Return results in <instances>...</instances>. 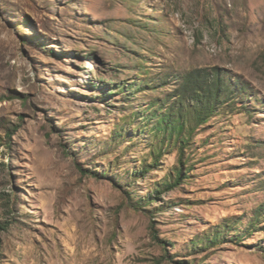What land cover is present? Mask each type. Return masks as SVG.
Segmentation results:
<instances>
[{
  "label": "rangeland",
  "instance_id": "1",
  "mask_svg": "<svg viewBox=\"0 0 264 264\" xmlns=\"http://www.w3.org/2000/svg\"><path fill=\"white\" fill-rule=\"evenodd\" d=\"M4 223L0 264H264V0H0Z\"/></svg>",
  "mask_w": 264,
  "mask_h": 264
},
{
  "label": "trees",
  "instance_id": "2",
  "mask_svg": "<svg viewBox=\"0 0 264 264\" xmlns=\"http://www.w3.org/2000/svg\"><path fill=\"white\" fill-rule=\"evenodd\" d=\"M197 73L200 74V72L198 71ZM201 78H203V75L200 74V75H197V76H193L190 78V80L192 81L191 82V88H190V91L192 90V87H193V92L195 95H197L200 91H202L203 93H206L207 94V103H203L202 101L203 100H197L198 102L202 103V105L199 106L198 109H196V121H197V124L198 125H202V124H205L209 118L213 115V112H214V103L211 102V100H217V97H218V94L216 93V91H218V86H217V89L215 90V94H214V86H211L209 84L205 85L206 88H203L202 84L200 83L201 81ZM217 84L220 85L219 82H217ZM195 99V98H193ZM180 112V111H178ZM181 113V112H180ZM167 119L165 118H161V121L164 123V127L165 129L166 128H170L171 130H175V129H178V130H183L185 125H186V118H185V115H182L180 118H176L173 120V122H169V121H166ZM174 123V124H173ZM182 171H179L178 172V177L176 178V180L174 181V183L170 186L169 189H173L174 187H176L177 185H179L182 181ZM7 224L4 223V225H0V229L1 230H6L7 229Z\"/></svg>",
  "mask_w": 264,
  "mask_h": 264
}]
</instances>
